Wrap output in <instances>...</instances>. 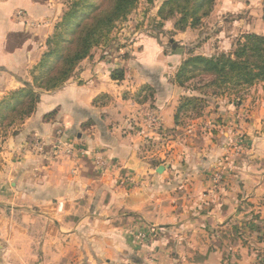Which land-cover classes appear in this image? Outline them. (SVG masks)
<instances>
[{"label":"crops","instance_id":"obj_1","mask_svg":"<svg viewBox=\"0 0 264 264\" xmlns=\"http://www.w3.org/2000/svg\"><path fill=\"white\" fill-rule=\"evenodd\" d=\"M259 3L218 0L207 21L253 14ZM64 9L65 0H0V100L32 82ZM236 24L195 52L230 50ZM200 35L174 20L159 34L137 30L41 91L35 112L0 143V264H264V125L250 111L260 97H212L202 116L176 121L191 91L175 76ZM145 86L154 94L144 100ZM36 139L45 152L29 148ZM59 140L75 154L56 152Z\"/></svg>","mask_w":264,"mask_h":264},{"label":"trees","instance_id":"obj_2","mask_svg":"<svg viewBox=\"0 0 264 264\" xmlns=\"http://www.w3.org/2000/svg\"><path fill=\"white\" fill-rule=\"evenodd\" d=\"M139 1L65 0L62 18L48 38L47 51L36 67L41 73L34 76L35 86L27 84L13 90L4 101L5 106L0 110V137H6L10 126L23 124L35 112L42 90L63 86L95 48L107 45L118 23L128 18ZM154 1L148 0L149 3ZM160 1L152 34L163 32L168 20H174L175 30L198 29L204 18L213 12L217 0ZM111 76L123 80L125 71L115 69ZM175 82L191 91L181 98L177 123L202 116L212 97L234 93L238 99L236 105H240L244 98L242 91L264 83V34L244 32L231 51L211 56L196 53L195 48L189 49L178 67ZM143 91L146 92L144 100L154 94L150 86H145Z\"/></svg>","mask_w":264,"mask_h":264},{"label":"rangeland","instance_id":"obj_3","mask_svg":"<svg viewBox=\"0 0 264 264\" xmlns=\"http://www.w3.org/2000/svg\"><path fill=\"white\" fill-rule=\"evenodd\" d=\"M217 2L218 0L216 1V4ZM243 2H245V0H243ZM160 5H161L160 0H155L153 3H149L148 0H140L136 8L128 16V18L118 23L117 28L115 29V31L111 36V40L108 42L107 45H103V46H107V48L124 47L125 45L129 44V41H131L135 37L134 36L135 31L144 30L147 33L153 32L154 30L153 28L156 27V23L154 19L155 16L157 15ZM250 13L251 11L247 10V8H241V10H237L235 13H231V12L226 14L221 13L214 20L211 19L210 21H207V18L209 16L204 18L202 26L198 28L201 29V35H200L201 37L197 40L196 43L191 44L192 48L194 47L195 50H197L196 46L202 43V39L207 34L217 33L219 27L228 26L230 22L232 23L235 20H238V24H236L237 25L236 27L240 28V32L238 33V36L235 38L232 48L226 52H229L233 49L236 40L238 39V37H240V35L243 33L244 30L248 29V30H252L253 32L264 34V3H259L256 6L254 13L253 14ZM215 53L217 54V52ZM40 73L41 71L39 70V68H33L31 70L32 82H29L27 84H30L32 87H34L35 86L34 76L39 75ZM25 85H23V87ZM240 94L243 95V97H245L246 95L249 96L248 99L249 98L253 99L254 97L257 96L258 98L260 97L261 105H256L258 107H253L250 109V111L252 110L256 112L259 111L261 113L260 114L261 120L264 125V83L257 84L248 90L242 91ZM228 96L233 97L235 101L238 100L236 98L237 95L234 93ZM8 97L9 95L7 96V98ZM4 101L5 100L3 99L0 100V110L3 108V106H5ZM253 117L257 118L258 114H254ZM21 125L10 126L7 129L8 130L7 136L13 134L14 131H17L21 127ZM6 137L1 136L0 143L3 140H5Z\"/></svg>","mask_w":264,"mask_h":264},{"label":"built area","instance_id":"obj_4","mask_svg":"<svg viewBox=\"0 0 264 264\" xmlns=\"http://www.w3.org/2000/svg\"><path fill=\"white\" fill-rule=\"evenodd\" d=\"M151 122H155V119H151ZM46 146H47V142L43 139H36L35 141H33L29 148L35 152V153H43L46 150ZM56 152L60 151L61 149H63L68 155H73L75 154V149L72 147L67 146L66 143H64L62 140H59L56 148H55ZM79 152L83 151L80 149ZM94 163L96 165L97 168L99 169H103L106 165H107V161L106 159L100 154L97 153L95 158H94ZM223 170H218L215 172L214 174V179L216 183H220L221 180L223 179ZM155 232V228L152 227L151 228V232L149 233H145V232H138L136 234V237L139 239L140 242L145 243L146 241L149 240L150 237H152L154 235Z\"/></svg>","mask_w":264,"mask_h":264}]
</instances>
